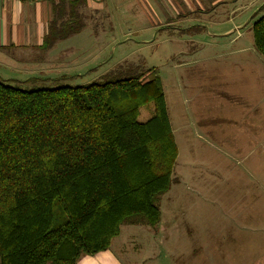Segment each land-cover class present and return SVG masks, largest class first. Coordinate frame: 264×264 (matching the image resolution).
<instances>
[{"label":"rangeland","instance_id":"obj_1","mask_svg":"<svg viewBox=\"0 0 264 264\" xmlns=\"http://www.w3.org/2000/svg\"><path fill=\"white\" fill-rule=\"evenodd\" d=\"M229 3L105 0L84 6L79 33L0 55V79L22 90L88 85L120 66L161 79L172 184L155 227L122 226L112 240L119 264H264V58L251 30L264 9Z\"/></svg>","mask_w":264,"mask_h":264},{"label":"trees","instance_id":"obj_2","mask_svg":"<svg viewBox=\"0 0 264 264\" xmlns=\"http://www.w3.org/2000/svg\"><path fill=\"white\" fill-rule=\"evenodd\" d=\"M84 6L59 0L42 47L79 33ZM251 30L264 58V15ZM177 156L154 68L51 89L0 79V264H76L108 250L122 226L155 227Z\"/></svg>","mask_w":264,"mask_h":264},{"label":"crops","instance_id":"obj_3","mask_svg":"<svg viewBox=\"0 0 264 264\" xmlns=\"http://www.w3.org/2000/svg\"><path fill=\"white\" fill-rule=\"evenodd\" d=\"M59 0H0V55L3 50L11 48L36 47L43 48V40L53 17V6ZM71 1V0H68ZM88 11H93L94 4L105 0H85ZM189 9L194 10L204 3V0H180ZM257 0H207L213 5L219 2H231L232 13L264 9V0L255 6ZM245 2H248L245 4ZM99 6V7H100ZM58 44H56L57 46ZM54 46V45H53ZM106 250L93 256H82L76 264H119V262Z\"/></svg>","mask_w":264,"mask_h":264}]
</instances>
